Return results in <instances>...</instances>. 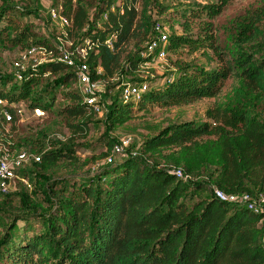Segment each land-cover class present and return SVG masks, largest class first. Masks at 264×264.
Returning a JSON list of instances; mask_svg holds the SVG:
<instances>
[{
	"label": "trees",
	"instance_id": "trees-1",
	"mask_svg": "<svg viewBox=\"0 0 264 264\" xmlns=\"http://www.w3.org/2000/svg\"><path fill=\"white\" fill-rule=\"evenodd\" d=\"M232 1L194 3L186 13L195 19L204 14L211 20ZM153 6L152 0L61 1L60 16L70 23V50L88 40L83 47L91 79L109 85L117 81L105 93L117 88L108 107L112 121L129 122L134 110L156 105L181 107L215 98L229 80L235 83L232 99L207 111L210 122L175 123L142 141L141 151L161 159L164 167L138 162L132 140L95 178L81 184L65 177L50 179L44 193L48 203L55 202V209L42 223L44 229L29 235L22 228V234L13 235L15 218L1 241L0 264H54L57 258L62 264H264V213L222 202L213 194L218 189L228 195L264 196V117L254 114L264 113V60L251 51L253 42H264V5L233 21L223 42L214 37L213 23H199L194 33L185 20V36L169 35L167 51L208 48L217 64L209 69L177 63V74H167L160 84L154 82V75L137 76L145 61L140 53L155 38ZM4 15L0 21L6 19L8 26L0 27V63L6 49L19 47H44L58 57L54 43L40 39L28 24ZM52 77L58 79L39 90L44 78ZM76 83L75 67L63 62L27 69L22 80L14 74L0 75V99L6 103L0 107V141L7 124L1 111L11 114L8 124L14 129L17 118L11 106L19 102H27L29 110L40 108L47 116H60L71 135L86 137L98 112L85 103ZM123 83L147 84L148 89L138 100L123 101ZM58 96L64 104L58 103ZM114 145L108 144L103 161L112 155ZM36 157L40 160L34 163L44 174L72 175L86 166L70 145L53 143ZM174 169L188 180L195 173H208L210 197L195 200L188 184L169 173ZM196 188L201 191L204 185L196 183Z\"/></svg>",
	"mask_w": 264,
	"mask_h": 264
},
{
	"label": "rangeland",
	"instance_id": "rangeland-1",
	"mask_svg": "<svg viewBox=\"0 0 264 264\" xmlns=\"http://www.w3.org/2000/svg\"><path fill=\"white\" fill-rule=\"evenodd\" d=\"M61 1L0 0V15L5 14L4 17H10L16 21H21V23L28 24L39 35L40 39L52 42L54 45L62 44L63 48H66L68 52L72 42L68 38V32L67 41H64L62 36H59L65 28H61L60 23L54 17L60 14ZM194 3L200 5L217 4L219 0H152L154 6L151 9L150 17L159 23L167 35L179 37H183L186 34L182 27L185 20L190 22L194 33L198 31L199 23L201 25L204 22H211L214 25V37L218 42H223L230 34L229 28L231 23L238 17L243 16L248 9L263 6L264 0H234L226 6L219 16L211 20L204 16V14L196 19L189 17V13H186V11L192 9V4ZM159 5L161 9H158ZM26 11H31L32 14L28 16ZM24 12L26 13L25 15ZM2 26H8L6 19L0 21V27ZM11 33H13L12 30ZM84 45L85 42L78 46L83 47ZM251 51L256 57L264 60V42H253L251 44ZM25 52L26 49H20V47L6 49L3 52L2 63H0V75L2 77L8 76V74L17 75L18 69L15 65ZM75 57L76 55L72 56V58ZM48 59L49 57L45 58L42 55L30 57L24 66L26 70L33 69L45 65L44 63ZM177 63L186 64L190 68L204 67L210 69L216 66L217 60L211 49L199 48L198 50H192L183 47L174 52L167 51L163 63L150 62V64L139 70L137 76L138 78L141 75L142 77L150 78L154 75L156 76L154 82L158 84L167 74L173 76L177 74L178 70L175 66ZM125 78L130 80L129 76L125 75ZM57 79L58 77H52L49 81H46L44 78L43 81L45 82L39 85V90L43 88L42 85L44 83H52ZM116 82L113 81L110 85H114ZM110 85L102 81L98 82L97 91L103 99L102 107L98 115L92 120L89 126V133L86 137L71 135L64 126L60 116L56 114L50 116L44 114L43 117L35 118L31 115L27 102L12 104V108H14L16 113L17 123L14 129H11V124L4 125L5 137L4 140L0 141V146L9 152L10 161H13L20 153H26L29 159L16 170L18 177H24L22 178L24 181L14 179L10 184V192L7 196L0 193V253L2 251L1 241L10 232L11 224L16 222L14 221L15 218L17 219V228L14 230L13 235L18 236L19 233L22 234L23 232L31 235L44 229L42 223L45 222L50 213L55 209V202L51 200L48 203L45 199L47 194L44 191L46 183L50 179L65 177L70 178V183L72 184H81L82 181L95 178L108 167L101 158V155L108 150V144L114 145L126 137H130L134 141L132 152L136 153L133 155L138 162L164 167L161 159L141 151L142 141L170 128L175 123L184 121L210 122L206 115L207 111L227 104L232 99L231 96L235 83L229 80L217 97L200 100L187 106L166 107L156 105L147 110H134L132 120L123 123H114L111 115L108 116L111 113L108 107L117 93L116 88L113 92L105 94ZM76 87L79 89L78 83H76ZM58 101L60 104L65 103L60 96H58ZM256 113L264 117L263 112H254V114ZM53 143L57 147L70 145L72 150L75 151L76 158L79 161L85 162L86 166L78 169L72 175H68L69 172L62 173L60 171L48 172L46 174L40 172L33 158L47 151ZM8 146L11 148L8 149ZM212 171L213 168H210L208 172L211 173ZM21 173L24 176H21ZM207 174L198 172L195 173L192 180H188L186 176L183 179L188 184L189 194H193L195 200L201 197H210L209 190L212 189V186L209 187L210 183L206 181ZM196 183H202L204 189L199 191L196 188ZM57 187L59 189L60 184ZM261 200V202H264V196H261ZM57 205L58 203H56V207ZM22 228L23 232L20 231ZM54 264H62L61 259L57 258Z\"/></svg>",
	"mask_w": 264,
	"mask_h": 264
},
{
	"label": "built area",
	"instance_id": "built-area-1",
	"mask_svg": "<svg viewBox=\"0 0 264 264\" xmlns=\"http://www.w3.org/2000/svg\"><path fill=\"white\" fill-rule=\"evenodd\" d=\"M54 17H56V19L60 23L61 28H65V30L61 32L59 36H62L64 41H67V29L70 27L69 21L60 16V14ZM154 34L155 38L152 41L148 42L146 44L145 50L140 53V57L145 60L142 64V67L147 66L148 64H150V62L153 61L158 63H163L165 61L169 35H167L163 31L159 23H156L154 25ZM84 42L88 43V40H85ZM54 46L55 49H57L58 57H54L52 51H47L44 47H30L26 49L25 54L21 55L20 60L15 65L18 69V73L16 75L17 80H22L23 78V73L26 71V68L24 66L25 62L30 57H35L37 55L45 56V58L49 57L48 61L44 64L63 62L67 65L74 66L76 69L79 91L83 96L85 103L92 105L95 111L99 113L101 111L102 102L99 103L100 95L97 91L98 82L93 81L90 77L89 66L86 63L87 53L85 48L77 46L73 50H70V48L72 47L71 43L69 51L67 52L66 48H63L62 44ZM73 55H76V57L72 58ZM97 72L100 73L101 70L98 69ZM151 78H153V76ZM121 86V99L123 101L138 100L141 95L148 89L147 84L136 85L123 83ZM5 105V101L0 99V107H4ZM30 112L31 115L35 118H40L44 115L43 111L40 108H34L33 110H30ZM1 114L7 124L12 122V116L7 111L2 110ZM131 143L132 139L130 137L121 139L117 144L114 145L112 155L108 157L104 161V163L110 164L113 161V157L124 153L125 148L131 145ZM28 159L29 157L26 153H20L13 161H10L9 152L0 146V193L2 195H7L10 192L9 188L11 182L14 179H19L16 170H18L22 163L28 161ZM39 160V157L33 158L34 162H39ZM169 173L174 175L179 180H183L185 178L183 172L180 169L170 170ZM213 194L216 199L222 202L243 206L247 210L255 214L264 213V202H261V196L263 195L258 196V198H252L247 194L228 195L218 189H214Z\"/></svg>",
	"mask_w": 264,
	"mask_h": 264
}]
</instances>
